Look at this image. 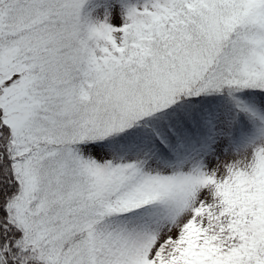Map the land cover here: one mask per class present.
<instances>
[{
	"label": "snow or ice",
	"instance_id": "1",
	"mask_svg": "<svg viewBox=\"0 0 264 264\" xmlns=\"http://www.w3.org/2000/svg\"><path fill=\"white\" fill-rule=\"evenodd\" d=\"M0 264H264V0H0Z\"/></svg>",
	"mask_w": 264,
	"mask_h": 264
}]
</instances>
